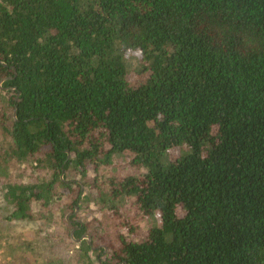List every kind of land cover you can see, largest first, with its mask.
Instances as JSON below:
<instances>
[{
	"label": "trees",
	"instance_id": "1",
	"mask_svg": "<svg viewBox=\"0 0 264 264\" xmlns=\"http://www.w3.org/2000/svg\"><path fill=\"white\" fill-rule=\"evenodd\" d=\"M121 155L106 240L73 221L68 171ZM18 227L17 263L264 264V0H0V235Z\"/></svg>",
	"mask_w": 264,
	"mask_h": 264
},
{
	"label": "rangeland",
	"instance_id": "2",
	"mask_svg": "<svg viewBox=\"0 0 264 264\" xmlns=\"http://www.w3.org/2000/svg\"><path fill=\"white\" fill-rule=\"evenodd\" d=\"M136 55H132V57H135ZM85 170V176H82L79 172H72L68 171V175L73 180L83 183L81 186L82 188V194L81 198H83L80 202V209L79 207L75 210V216L73 217V221H90V228L98 227L100 228L99 231L103 233V237L106 236V229L105 227H108V219L106 217L107 210H105L99 201V187L102 184L103 179H105L110 174H126L131 172L130 166L127 164V158L124 155L121 156H114L112 158V164L110 166H99L97 169L93 164L90 162L86 163V166L84 168ZM75 186V185H74ZM75 189L77 187L75 186ZM67 217L72 215L71 212L66 213ZM154 221L156 223H160V214L158 211L154 212ZM134 222L138 225L139 229L141 231H146V229L149 227V224L151 222L150 217L146 218H140L137 220H134ZM6 224V223H4ZM95 224V225H94ZM102 227V228H101ZM33 228H24L19 229V227L12 233H6L5 229L2 231V236L0 235V264H29L30 261L35 259L36 253L38 254L37 249L39 248L36 246V249H33L31 252L27 253H21L18 256V263L14 259V254L20 253L19 251L15 252L14 249L10 246L12 243L15 242V238L18 237L20 241L24 240H31L34 239V234L32 230ZM105 230V231H104ZM108 230V229H107ZM10 235H13L12 238H10ZM91 239V236H90ZM101 242V241H100ZM99 241H96L97 250L93 251L91 253L92 257L95 258L96 256L101 255V259H104L105 256L103 255L105 252L108 251L106 248L105 251L101 254V252L98 250V248L102 245ZM35 250V252H34ZM33 253V254H32Z\"/></svg>",
	"mask_w": 264,
	"mask_h": 264
},
{
	"label": "water",
	"instance_id": "3",
	"mask_svg": "<svg viewBox=\"0 0 264 264\" xmlns=\"http://www.w3.org/2000/svg\"><path fill=\"white\" fill-rule=\"evenodd\" d=\"M15 112V109H14ZM73 233V230H71V235ZM85 238L88 243H90V234L89 233H84L79 239H76V241H80L81 239Z\"/></svg>",
	"mask_w": 264,
	"mask_h": 264
}]
</instances>
